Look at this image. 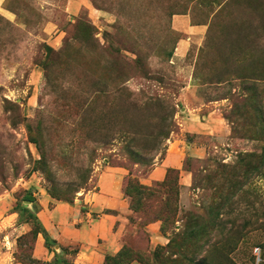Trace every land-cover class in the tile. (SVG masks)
I'll list each match as a JSON object with an SVG mask.
<instances>
[{
  "label": "rangeland",
  "instance_id": "obj_1",
  "mask_svg": "<svg viewBox=\"0 0 264 264\" xmlns=\"http://www.w3.org/2000/svg\"><path fill=\"white\" fill-rule=\"evenodd\" d=\"M2 8L0 264L264 258V0H3ZM174 15L203 31L176 30ZM189 108L222 125L184 134ZM168 151L182 156L168 178L172 219H146L130 209L124 182L164 180L147 177ZM114 166L129 210L115 225L117 247L106 251L111 234L101 229L86 238L101 249L85 257L82 209L92 206L82 194ZM56 204L64 233L44 227ZM27 208L45 232L34 239ZM102 213L117 215L91 217Z\"/></svg>",
  "mask_w": 264,
  "mask_h": 264
},
{
  "label": "crops",
  "instance_id": "obj_2",
  "mask_svg": "<svg viewBox=\"0 0 264 264\" xmlns=\"http://www.w3.org/2000/svg\"><path fill=\"white\" fill-rule=\"evenodd\" d=\"M2 2L3 0H0V14L5 15V17H7L9 12L4 8H2ZM173 23L177 25L174 26L176 30L178 31L182 30L185 31L186 33H193V34L201 33L204 29L202 25H191L186 15H174ZM179 43H182V45L184 46V41H180ZM186 111L187 112L184 114L181 123V130L184 134L216 133L219 126L222 125L220 124L221 122L219 118L217 119V117L213 114L211 115V113L203 115L201 117L203 119H200L197 111L193 110L192 108H189ZM182 149L184 150L186 148L183 147ZM181 153L183 154V152ZM188 155L192 157H199V155L196 153H189ZM181 158L182 156H179L174 152L168 151V154H166L165 157L161 159L148 173L147 180L149 181L161 180L167 168L181 169V164H182ZM123 175H124L123 169L115 166L108 167V169L101 174L98 180L96 190L92 191L91 193L87 192L82 194V198L84 199L83 201H86V199L89 200V202L86 203L89 206L90 205L92 206L89 212H84V210L82 209V244L83 243L89 244L87 248L84 247V249L86 250L82 251L85 257L90 256L93 250L95 252V250L102 245L99 244L100 245L99 247L97 245H95V247H90L91 243L94 242V238L96 237L95 235L96 232L101 229H104L106 232H109L111 234L110 236L109 235H107V237L105 236L106 239L108 240V242L105 243L106 251L107 250L113 251V248L117 247L118 242L117 239L115 238L116 235L115 233H117V230L115 229V225L116 224L118 225L117 221L121 220V215L125 214L129 210L126 200L122 197L119 188ZM182 177L183 179L185 177L189 179L188 174L185 172L182 174ZM58 209L59 206H57L56 204L49 211L50 220L49 222L44 224V227L46 228L48 233H51V229H55V228H59L60 231L62 229V233L65 232L62 225L65 226L66 223L63 224V222H60V220H55V218H57L58 216L57 214L59 212ZM102 209L111 210L117 215L102 213L103 215L101 216L99 215V219L92 218L95 215L94 214L95 212L99 210L102 211ZM52 219H54L53 222ZM59 222L60 224H58ZM56 233L58 234L57 231ZM152 235H155V233H152ZM77 238L80 239L79 237ZM86 238H89V241H91V243H88Z\"/></svg>",
  "mask_w": 264,
  "mask_h": 264
},
{
  "label": "trees",
  "instance_id": "obj_3",
  "mask_svg": "<svg viewBox=\"0 0 264 264\" xmlns=\"http://www.w3.org/2000/svg\"><path fill=\"white\" fill-rule=\"evenodd\" d=\"M170 53L168 56L170 57ZM122 64L130 65L134 63H138L139 59L135 58L133 63L127 62L122 59ZM190 159V157H189ZM178 170L175 168H167L165 173V179L159 182H155V186H147L140 184L135 178L127 176L124 182V192L129 197V207L131 210L137 213H142L145 215L146 219L150 218V220L161 219V221H167L168 219H172L173 211L172 204L170 202V196L172 193V183L168 181L169 173L177 174ZM70 198V197H67ZM25 201L32 203L33 196L28 194L25 196ZM152 208L158 209L157 212L152 211ZM27 214L30 218H32L31 228L26 233V235L31 236V238H36L37 234L44 232L42 226L40 225L39 220L36 215L27 209ZM172 214V215H171ZM45 237H47L45 235ZM264 260V258H261ZM262 260L258 264H264ZM30 261H34L31 259ZM65 263L63 260H55L52 264H61Z\"/></svg>",
  "mask_w": 264,
  "mask_h": 264
},
{
  "label": "bare ground",
  "instance_id": "obj_4",
  "mask_svg": "<svg viewBox=\"0 0 264 264\" xmlns=\"http://www.w3.org/2000/svg\"><path fill=\"white\" fill-rule=\"evenodd\" d=\"M176 52H180L182 50V43L179 44V46L175 49Z\"/></svg>",
  "mask_w": 264,
  "mask_h": 264
}]
</instances>
